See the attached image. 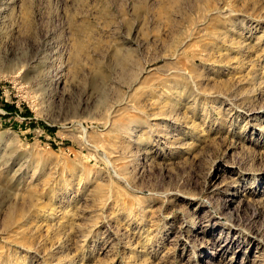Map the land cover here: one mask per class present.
Returning a JSON list of instances; mask_svg holds the SVG:
<instances>
[{"label": "rangeland", "instance_id": "rangeland-1", "mask_svg": "<svg viewBox=\"0 0 264 264\" xmlns=\"http://www.w3.org/2000/svg\"><path fill=\"white\" fill-rule=\"evenodd\" d=\"M0 264H264V0H0Z\"/></svg>", "mask_w": 264, "mask_h": 264}, {"label": "bare ground", "instance_id": "bare-ground-1", "mask_svg": "<svg viewBox=\"0 0 264 264\" xmlns=\"http://www.w3.org/2000/svg\"><path fill=\"white\" fill-rule=\"evenodd\" d=\"M196 233V232H195Z\"/></svg>", "mask_w": 264, "mask_h": 264}]
</instances>
